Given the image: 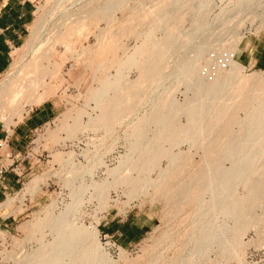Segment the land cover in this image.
<instances>
[{
  "label": "bare ground",
  "instance_id": "bare-ground-1",
  "mask_svg": "<svg viewBox=\"0 0 264 264\" xmlns=\"http://www.w3.org/2000/svg\"><path fill=\"white\" fill-rule=\"evenodd\" d=\"M70 1L83 0H62L59 5L65 10ZM84 1L76 13L63 12L51 36L54 45L63 46L69 61H81L87 69L95 66L96 53L105 54L106 44H120L117 47L122 56L115 58L118 61L114 75L109 74V67L104 69L108 65L95 66L92 80L97 86L90 87L84 105L73 107L74 113L65 115L49 136L57 142L60 132L65 139H73L78 132H103L100 139L92 138L93 144H102L108 133L125 125L129 148L115 167L106 168L107 177L100 181L92 180L94 167L72 161L74 152H55V162L69 163L63 184L71 190L70 201L57 214L50 211L55 205L51 203L43 218L34 216L24 224L37 246L13 264H113L101 249L97 226L77 225L73 216L85 196L87 202L95 200L102 210L113 201L110 191L118 189L127 199L148 190L152 195L164 196V200L172 202L173 216L192 204L191 214L187 213L179 223L186 222L179 235L177 257L171 264H201L209 260L208 254L214 248L225 261L244 264L241 237L247 229L262 226V219H256L253 212L257 199L264 207V74L244 76L243 66L232 55L244 22L258 20L264 27V0H236L230 10L218 7L217 14H213L215 0ZM117 14H122L120 25L112 28ZM218 18L221 22L217 27ZM42 26L43 21H38L34 36H39ZM213 28L220 29L208 32ZM223 32L232 40L221 58L228 63V71L221 70L216 60V54L224 48ZM82 34L85 42L93 35L94 44L83 46L81 42L78 48L73 46V37ZM121 36L134 38L130 52L119 43ZM50 47L43 49L35 44L32 57L17 63V71L0 83V120L7 126L14 118L21 119L25 105H39L55 94L56 86L50 84L61 81V69L51 62ZM131 69L138 73L134 80L124 75ZM255 84L260 88L256 89ZM177 92L183 95L181 101L176 98ZM258 96L261 98L256 104ZM144 107L149 111L138 116V110ZM236 110L243 111L244 118H233ZM182 145H187L186 152L180 150ZM197 153L202 157L199 175L187 178L184 174ZM96 159V165L105 166L101 158ZM162 159L166 160L164 168L160 166ZM81 172L91 180L87 183L80 178L75 185L76 174ZM153 172L157 173L155 179L150 176ZM32 180L34 185L41 178ZM46 233L50 241L45 239ZM166 252L168 248L144 264L165 263Z\"/></svg>",
  "mask_w": 264,
  "mask_h": 264
},
{
  "label": "rangeland",
  "instance_id": "rangeland-1",
  "mask_svg": "<svg viewBox=\"0 0 264 264\" xmlns=\"http://www.w3.org/2000/svg\"><path fill=\"white\" fill-rule=\"evenodd\" d=\"M30 1L34 5L33 22L29 27L25 42L22 46L17 48L14 53H12V57L9 59V66L6 70L0 73V83L17 71V63L27 62L32 57V48L35 44H37V46L42 45L43 49H48V47L51 46V62L56 63V66L58 65L61 69V81L51 82V86L52 84L53 86H56L55 94H52L43 100V102L48 101L54 104L57 113L56 117L46 125L32 132L26 138V147H23L16 154H12V151L8 149L5 143H2V147L0 148V264H13L15 259H19L26 252H30L36 248L37 241L35 239L32 240L31 232L28 231L30 232L28 233L26 231L28 229L25 226L34 216L43 218L46 208L48 209L51 203H55V205L54 209L52 208L50 211L57 214L63 209L64 205L70 201L69 196L71 190L63 184L65 178L68 177L65 169L68 167L69 163L60 164L55 162L53 159V154L55 152H74L72 161L75 164L79 163L84 166L94 167V171L91 174L92 180L100 181L107 177L106 168L111 169L115 167L120 157L124 155L129 148V143L125 139L124 134L126 130L125 125L117 128L114 132L110 131L111 133L106 135L107 137L101 142L102 144L94 142L95 145L92 143V140L100 139V137L104 136L103 132L96 134L93 133L94 135H92V132L90 131H84L82 134L81 132H78L73 139H65V134L60 132L57 134V137H59L61 141L58 140L57 142H54L55 140L52 141L53 139H51L49 133L55 131L59 127L60 123L64 121L65 115L74 113L71 111L73 107L78 108L84 105L87 91L90 87L94 88L97 86L96 82L92 80L93 76H95L94 74H96L94 73L96 72V67L101 64V66L108 65L105 66L104 69L109 67L107 68V70L109 69V74L114 75V66L118 61L116 59L122 56V53L118 51L119 48L117 46H119V43L121 42L124 44V47H126V50L128 49L130 52L135 44L134 38L131 36H121L119 38L121 39L118 43L119 45L114 44V46L113 44H106L105 54L98 52L96 53V58L94 57V65L96 67L94 66L91 69H87L81 64V61H69L68 55L65 53L63 46L57 44L54 45L53 37L51 39V36L54 35L56 30L55 28H57L58 23L61 22L63 12L67 11V13H73L75 10L74 13H76V10L84 5L86 1H70L65 4V10L59 5L62 0ZM235 1L236 0H233L231 3H228L227 0H223L220 3L218 0H215L217 7L213 14L219 12L218 7H225L226 10H230ZM124 12L127 13V11ZM213 14L210 16L211 18L213 17ZM121 15L122 14H117V21L114 20L115 23H112V28L120 25L122 19ZM38 21H43V26L39 36L35 35V38L34 31ZM217 21L216 26L218 27L221 19L218 18ZM219 29L220 28L208 29V32H218ZM238 31V36L240 37L241 42L242 40L263 34L264 27L260 26L258 20H256L253 23L244 22ZM83 36L84 34L74 36L73 38L75 41L72 40V45L78 48L77 45L81 42H83V46L94 44L95 41L93 35L88 37V42L84 41ZM108 37H111L110 32L106 35L107 39ZM228 37L229 34L223 32L222 42L224 41L223 45L225 49L223 48V51L216 54V60L218 61L217 64L219 63L218 65L223 68H221L223 71H228L229 69L228 63H224L221 60V58L223 59L225 56L226 48L229 49V43L232 41L230 37ZM115 43H117V41ZM100 54L102 56H99ZM235 56L236 51L232 55V59L236 62ZM105 59L110 62L107 63ZM102 60H104V62ZM203 64L204 63H202V65ZM252 73H259L260 75L264 74L247 70L244 67L242 68V74L244 76ZM137 74L138 73L135 69L124 72V75L128 80L136 79ZM255 85L256 86L254 87L256 89L260 88V85ZM160 91L163 92L162 89ZM180 91L182 92V88ZM179 93L180 92L176 93V98L181 101L183 95ZM260 98V96L257 97L256 104H258ZM35 106L37 105H25L21 119L18 121L14 118L13 123L8 126L0 120V132L5 135L10 134L13 127L23 119L25 113ZM148 111L149 110L145 107L141 108L138 110V116H141L144 112ZM88 112L90 113V111ZM237 116L241 119L244 118L243 111L236 110L233 113V118ZM84 121H86V118ZM68 122H70V120ZM230 124L232 127L233 124ZM228 126L230 127V125ZM236 128L237 126L234 127V129ZM180 150L186 152V150H188L187 145H182ZM96 157L101 158L105 166L96 165ZM191 161L192 163H190V166L188 165L190 170L184 174L187 178H193L199 175V168L202 166V157L200 156V153H197V155L194 154ZM165 165L166 160L162 159L160 166L164 168ZM97 166H99V168ZM91 176L84 175L83 172L78 173L74 179V184L77 185L81 180L80 178H84V181L89 183ZM150 176L152 179H155L157 173L153 172ZM34 178H41V180H38V183L36 182V184L31 185V182L33 181L32 179ZM238 191L240 194L243 193V190L240 188ZM122 194L121 189H118V191H110V198L113 201L109 203L108 207L102 208V210L95 200H88L89 202H87L88 197L85 196L83 204L79 206L74 213V222L77 225L92 228L93 226H97L106 214L113 215L115 212L124 213L127 211L130 213H136L137 216L141 218V221L143 222L142 224L146 228L144 238L138 244L125 248H108L99 241L102 251L105 254L107 253L109 258L114 261L113 264H144L148 258H154L159 252L162 253L164 250L167 251L168 248V252H166L165 255V263L161 262V264H167V262H170L169 264H171V262L174 261L173 258L175 256L177 257L181 244L180 236L183 234L184 225L186 224L185 222V224L183 223L184 225L180 224L179 226V223L183 221L182 217L186 216L187 213H189L188 215L191 214L193 210H191L192 204H189L190 206L187 205L185 209L181 211L182 213L178 212L179 214L177 213L173 216L170 209L172 202L170 200L168 202V199L166 198L167 201L164 200V196L159 197L152 195L151 190H148L146 193L136 194L137 196H134V199L132 198L133 200L127 199L126 196ZM259 201L260 199H257V201L255 200V210L253 214L255 213L256 215L253 216L255 218L258 216L257 218L262 219V221L259 219L261 221L260 225L262 226L255 230L253 228L247 229L241 237L242 243L244 244L241 253V258L244 262H241L244 264H264V207H260ZM263 201L264 200H261V202ZM227 221L230 224L232 222L231 219H228ZM228 222L226 223L229 224ZM46 235L47 237L45 239L50 241V236L47 233ZM169 246L171 248H169ZM208 259L209 260L201 262V264H237L234 260L225 261L221 254H219V251H216L215 248L208 254Z\"/></svg>",
  "mask_w": 264,
  "mask_h": 264
},
{
  "label": "crops",
  "instance_id": "crops-1",
  "mask_svg": "<svg viewBox=\"0 0 264 264\" xmlns=\"http://www.w3.org/2000/svg\"><path fill=\"white\" fill-rule=\"evenodd\" d=\"M34 18V5L30 0H0V73L9 66L12 52L23 45ZM235 60L245 69L264 73V33L242 40ZM56 108L45 101L31 108L13 127L10 134L0 132V148L5 143L12 154L26 147V138L56 117ZM136 213L106 214L98 224L100 234L112 236L119 247L138 244L146 228Z\"/></svg>",
  "mask_w": 264,
  "mask_h": 264
},
{
  "label": "built area",
  "instance_id": "built-area-1",
  "mask_svg": "<svg viewBox=\"0 0 264 264\" xmlns=\"http://www.w3.org/2000/svg\"><path fill=\"white\" fill-rule=\"evenodd\" d=\"M98 229V224H97ZM99 241H101L102 244H104L108 248H118L119 246L115 243L112 236L106 235V234H100L99 233Z\"/></svg>",
  "mask_w": 264,
  "mask_h": 264
}]
</instances>
